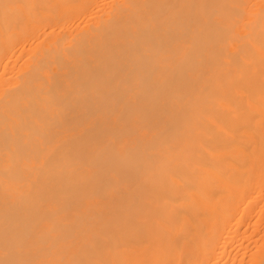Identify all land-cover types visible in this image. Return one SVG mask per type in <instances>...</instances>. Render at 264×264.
<instances>
[{
  "label": "bare ground",
  "instance_id": "bare-ground-1",
  "mask_svg": "<svg viewBox=\"0 0 264 264\" xmlns=\"http://www.w3.org/2000/svg\"><path fill=\"white\" fill-rule=\"evenodd\" d=\"M0 264H264V0H0Z\"/></svg>",
  "mask_w": 264,
  "mask_h": 264
}]
</instances>
